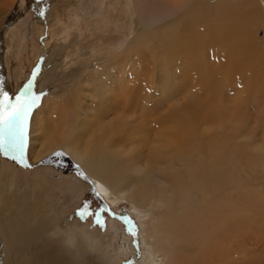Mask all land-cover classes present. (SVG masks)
Masks as SVG:
<instances>
[{
    "label": "bare ground",
    "instance_id": "bare-ground-1",
    "mask_svg": "<svg viewBox=\"0 0 264 264\" xmlns=\"http://www.w3.org/2000/svg\"><path fill=\"white\" fill-rule=\"evenodd\" d=\"M12 1L0 0V29ZM129 3L133 27L123 45L84 67L75 66L69 92L48 94L47 83L42 85L61 69L67 82L65 43L40 56L41 84L34 91L47 94L30 117L26 155L36 164L63 152L100 196L128 201L134 213L149 215L151 249L158 255L149 264H220L226 245L215 238L227 230L230 219H242L245 207L234 200L248 186V174H260L244 153L241 141L247 134L234 135L240 116L236 99L227 98L224 88L235 83L264 87V0ZM40 8L46 12L38 21L48 23L53 1ZM89 36L100 37L96 31L84 35L85 45ZM148 73L163 99L171 85L179 89L176 97L153 101L147 95ZM175 75L181 85L171 84ZM186 87H192L191 102L182 99L180 90ZM228 100L231 106H223ZM168 102L174 105L170 111ZM257 148L264 151V140ZM9 176L0 173V264H67V246L81 255L89 250L105 264H119L98 240L76 229L66 235L55 216L48 215L51 210L32 202L37 194L28 199L14 193Z\"/></svg>",
    "mask_w": 264,
    "mask_h": 264
},
{
    "label": "rangeland",
    "instance_id": "rangeland-1",
    "mask_svg": "<svg viewBox=\"0 0 264 264\" xmlns=\"http://www.w3.org/2000/svg\"><path fill=\"white\" fill-rule=\"evenodd\" d=\"M52 1L54 8L51 17L47 20L48 23L38 21L37 14L38 5L40 3L47 5V0H40L39 4L35 0H13L9 7H5L6 13L3 15L2 28L0 29V87L13 97L16 90L29 79L32 69L39 65L40 56L49 54L54 46L65 43L63 62L65 72L67 71V82L62 79L64 75L61 74V69L55 75L52 73L47 82L42 81V85L47 83L48 94L57 93L59 90L67 93L73 84L69 75L75 70V66L80 64L79 66L84 67L85 63H92L96 58H99V55L118 49L123 45L128 31L132 30V17L130 18L127 10L130 4L129 0ZM0 13L2 14V11ZM94 31L98 32L100 37L93 39L90 35L88 39L90 45H85L86 38L84 35H89ZM73 40H76L77 44ZM78 55L82 57L77 60ZM209 60H213V55H209ZM176 76H174L171 84L176 82L181 85L180 77ZM146 80L149 84L147 95L153 96V101L161 104L165 98L172 101L176 97L179 89L174 85L168 86L167 94L163 95V99L159 87L157 85L156 88L154 87L155 77L148 73ZM188 81L191 82L193 79L190 80L189 78ZM40 82L36 80L35 86L39 87ZM185 83L183 82V84ZM233 85L231 88L225 87L224 92L227 94V98L229 96L231 99H236L234 102L237 109L236 114L240 116L239 124L234 125V135L244 132L243 135L247 134L245 141H241L242 144H245L244 148L246 147L244 153L248 156L249 161L253 162V165H257L254 170H258L260 174L257 172L253 174L255 171L252 170L254 172H250L246 177L245 184L252 187H246L245 191L247 190L248 194L244 191L238 195L237 200H234L236 197L233 198L231 195V201L239 202L245 207L241 217L244 220L240 219V215H236L237 217L233 218L235 221L230 219V226L228 225L227 230L215 239L218 241L222 239L221 244L226 245L225 257L220 261V264H264V184L262 183L264 182V151L258 148L257 150L254 149L256 143L261 144L264 140V119H262L264 115L263 117L261 115L264 112H258L259 108L264 107V87L259 88L256 85L243 83ZM191 89L192 87L184 88L186 92L180 90V93L183 92L185 99H182L184 102L185 100L192 101V94L194 95V93ZM240 92H244L242 97H239ZM245 94L248 96L245 97ZM182 99L181 101H183ZM231 104L232 102L228 100L223 106H231ZM172 106L174 105L168 102L167 109L170 111ZM28 145L29 134L27 133L24 163L30 167L25 168L9 158L0 157V173L4 175L8 173L9 177L14 179L15 194L25 193L28 199L33 194H37L36 200L32 202L38 207L43 205L44 208L51 210L47 213L49 216H55V222L61 231L69 235L71 229H76L86 234L87 237L90 236V239L98 240L105 245L106 253L114 256L119 264H126V262L127 264H149V258L151 256L156 257L157 254L152 253L153 249H151L149 240V220L151 218L149 215L134 213V206L128 201L114 203L104 196L99 195L98 197L96 192L92 190L91 182L76 175L72 166L74 162L68 155H66L67 160L55 155L48 157L50 159L45 165L42 164L44 160L33 164L26 155ZM257 158L262 163H259ZM254 161L256 162L254 163ZM257 174L258 176L255 178ZM84 203H88L92 209L106 203L119 216H128L131 224L107 214H104L101 221L105 225L103 228L99 225L94 226L91 216L85 220L78 217L74 218V213ZM46 204H50V206H46ZM238 220L240 221L238 222ZM128 228L131 229L130 232L126 231ZM67 245L71 244L67 242ZM61 249L65 250L63 246ZM82 251L83 254L81 255L75 248L67 246V264H80L82 260H88L94 264H105L102 259L100 262L95 254L90 253L89 250Z\"/></svg>",
    "mask_w": 264,
    "mask_h": 264
},
{
    "label": "snow or ice",
    "instance_id": "snow-or-ice-1",
    "mask_svg": "<svg viewBox=\"0 0 264 264\" xmlns=\"http://www.w3.org/2000/svg\"><path fill=\"white\" fill-rule=\"evenodd\" d=\"M35 2L39 4L40 0H35ZM45 12L46 9L40 8L37 14L40 17H44ZM43 59L41 57V60ZM38 74L39 65L33 68L30 78L14 97L0 87V156L9 158L25 168L30 167V165L24 163L29 119L33 115L34 110L40 106L42 98L47 94L44 91H34ZM54 155L62 157L66 154L57 152ZM73 167L77 176L88 180V177L80 170L79 165H74ZM92 190H95L94 185ZM96 195L99 197V193H96ZM104 214L131 224L128 216H119L106 203L99 205L95 209H92L88 203H84L74 213V218L78 217L81 220H85L91 216L94 226L99 225L103 228L105 225L101 221L104 218ZM126 231L130 232L131 229L128 228Z\"/></svg>",
    "mask_w": 264,
    "mask_h": 264
},
{
    "label": "water",
    "instance_id": "water-1",
    "mask_svg": "<svg viewBox=\"0 0 264 264\" xmlns=\"http://www.w3.org/2000/svg\"><path fill=\"white\" fill-rule=\"evenodd\" d=\"M58 158H64V159L67 160V156H66V155H65V156H62V157H58ZM48 159H50V158H47L45 161L42 162V164H47V162H48L47 160H48ZM74 165H75V164H73L72 166H74Z\"/></svg>",
    "mask_w": 264,
    "mask_h": 264
},
{
    "label": "flooded vegetation",
    "instance_id": "flooded-vegetation-1",
    "mask_svg": "<svg viewBox=\"0 0 264 264\" xmlns=\"http://www.w3.org/2000/svg\"><path fill=\"white\" fill-rule=\"evenodd\" d=\"M57 165V164H56Z\"/></svg>",
    "mask_w": 264,
    "mask_h": 264
}]
</instances>
